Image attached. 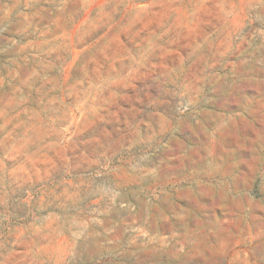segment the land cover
<instances>
[{"label":"rangeland","instance_id":"1","mask_svg":"<svg viewBox=\"0 0 264 264\" xmlns=\"http://www.w3.org/2000/svg\"><path fill=\"white\" fill-rule=\"evenodd\" d=\"M0 264H264V0H0Z\"/></svg>","mask_w":264,"mask_h":264}]
</instances>
